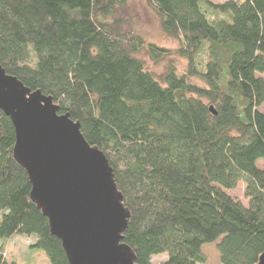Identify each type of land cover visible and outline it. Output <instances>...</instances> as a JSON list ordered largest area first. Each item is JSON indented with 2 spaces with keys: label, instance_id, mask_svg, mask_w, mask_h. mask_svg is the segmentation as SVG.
Segmentation results:
<instances>
[{
  "label": "trees",
  "instance_id": "1",
  "mask_svg": "<svg viewBox=\"0 0 264 264\" xmlns=\"http://www.w3.org/2000/svg\"><path fill=\"white\" fill-rule=\"evenodd\" d=\"M182 41L185 73L160 81L136 57L144 42L115 18L126 0H0V65L52 96L107 156L130 211L124 234L136 264H257L264 253V0H150ZM154 59L168 50L149 44ZM197 77L204 82L191 81ZM214 107L216 114L211 110ZM0 120V264L7 242L30 238L50 264H70L31 198ZM263 161L261 166L259 163ZM243 182L248 205L228 194Z\"/></svg>",
  "mask_w": 264,
  "mask_h": 264
},
{
  "label": "water",
  "instance_id": "2",
  "mask_svg": "<svg viewBox=\"0 0 264 264\" xmlns=\"http://www.w3.org/2000/svg\"><path fill=\"white\" fill-rule=\"evenodd\" d=\"M2 113L13 121L14 156L28 172L31 198L70 264H136L124 242L131 213L107 156L88 142L80 122L0 65V120Z\"/></svg>",
  "mask_w": 264,
  "mask_h": 264
},
{
  "label": "rangeland",
  "instance_id": "3",
  "mask_svg": "<svg viewBox=\"0 0 264 264\" xmlns=\"http://www.w3.org/2000/svg\"><path fill=\"white\" fill-rule=\"evenodd\" d=\"M214 2H224L226 0H213ZM121 21V30L131 36L138 37L144 42V47L137 53L136 57L143 60L149 69L160 81H163L165 74L171 66H175L178 73L187 71L188 60L181 56L179 49L182 41L180 38L170 36L162 26V19L152 6L150 0H126L124 5L118 6L114 15ZM155 44L168 50L165 58L154 59L148 52L147 46ZM191 81L204 85V82L192 77ZM264 110V105L261 108ZM263 165V161L259 163ZM228 194L248 205L249 200L245 197V183L241 182L236 189L227 190ZM30 238L15 237L7 242L5 257L16 264H50L47 255L42 251H31L29 249ZM203 254L206 257L205 263L200 264H221L218 242L208 243L203 246ZM167 258L166 254L153 257L154 264H158Z\"/></svg>",
  "mask_w": 264,
  "mask_h": 264
}]
</instances>
